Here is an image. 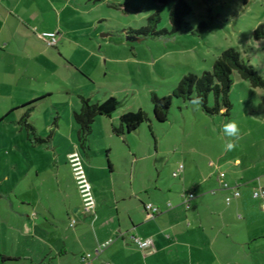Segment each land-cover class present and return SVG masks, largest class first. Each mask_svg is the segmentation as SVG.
Wrapping results in <instances>:
<instances>
[{
	"label": "rangeland",
	"instance_id": "1",
	"mask_svg": "<svg viewBox=\"0 0 264 264\" xmlns=\"http://www.w3.org/2000/svg\"><path fill=\"white\" fill-rule=\"evenodd\" d=\"M58 1L66 3L62 13L65 25L61 28L64 40L60 41V52L56 48L51 50L58 52L60 62L64 63L49 67L56 72H50L53 76L48 80H34V97L41 98L33 120L40 133L46 136L58 115L66 131H70V121L76 123L74 111L82 106L80 96L91 98L95 103L116 96L123 104L113 114V120L99 119L97 123L103 128L105 139L96 143L102 148L106 144L114 148V159L120 168L116 181L126 184L135 175L136 186L151 191L161 176L162 184L172 187L174 193L184 199L193 190L182 178L173 176L181 164L188 170L217 159L227 151L251 152L249 134L259 131L256 120L260 117L255 112L264 116V89L253 87L237 71L232 75L234 108L230 116H210L197 101L174 96L169 119L162 122L156 118L152 98L154 93L160 97L173 96L186 75L212 71L218 58L230 48L239 50L264 77V40L254 37V31L264 24V0H187L193 12L178 32L171 31V3L155 0ZM45 5L43 0L42 6ZM57 12V8L50 11L53 26L57 24ZM156 13L162 18L158 24L160 35L145 37L133 33L147 26L149 17ZM42 30L43 26H36L35 31L42 33ZM41 45L45 43L41 41ZM21 95L0 100V118L9 111L14 100H21ZM214 103V94H211L210 105ZM139 109H144L150 120L124 138L116 136L112 124L120 126L122 115ZM18 117L19 111L13 112L0 126L3 128L0 130L2 161H10L11 150L18 149L22 153L34 150L27 132L14 129ZM233 120L240 128L238 137H229L223 130V126ZM126 138L141 157L135 168L124 160L122 149L127 144ZM235 142V147L228 150V143ZM9 171L8 168L7 173ZM4 175L2 190L13 195L17 207H24L16 195L24 194L25 189L18 188L17 181H6ZM167 194L162 197L172 198ZM144 198L151 201L147 193ZM23 226L13 212L10 199L0 198V264H46L44 247L37 242L32 245L33 238L26 237ZM5 256L30 258L16 260L5 259Z\"/></svg>",
	"mask_w": 264,
	"mask_h": 264
},
{
	"label": "crops",
	"instance_id": "2",
	"mask_svg": "<svg viewBox=\"0 0 264 264\" xmlns=\"http://www.w3.org/2000/svg\"><path fill=\"white\" fill-rule=\"evenodd\" d=\"M42 1H0V100L22 94L18 97L21 100H14L9 111L0 118V126L13 112L19 111L14 128L18 132H27L19 120L28 104L41 98L34 97V80H48L53 76L51 73L56 72L49 67L64 63L60 62V54L51 49L60 52L58 48L64 36L61 28L65 25L62 13L66 3L45 0L44 7ZM56 8L58 20L53 26L50 11ZM37 25L43 26V32H58V44L51 47L41 39V32L35 31ZM38 102L34 104L31 122L40 136L50 138L46 143L34 144L27 132L34 150L30 153L11 150L9 162L0 160V198L10 199L13 212L22 220L24 234L33 238L31 244L37 242L44 247L46 264H243L242 260L248 264H264L263 200L254 197V190L264 187V116L258 111L255 113L260 117L256 120L259 131L249 134L250 153L227 151L196 168L187 170L185 166L178 178L190 185L196 194L195 199L186 203L187 197L184 199L175 194L172 187L164 186L161 176L151 191L136 186L135 175L126 184L116 181L120 168L114 159V148L96 144L105 139L98 121L108 116L97 117L90 149L85 152L80 146L77 122L70 121L71 130L66 131L58 115L46 136L40 133L33 120ZM108 118L113 120L114 116ZM114 126L115 123L112 124L113 132ZM126 141L122 149L124 160L133 168L141 157L127 138ZM77 149L84 154L94 187L97 218L84 214L69 165L68 154ZM220 171H225L226 179L232 185H240L242 191V196L230 205L226 198L231 191L222 189ZM1 172L6 181H17L18 188L25 189L24 194L16 195L24 207H17L13 195L2 190ZM146 193L149 202L144 198ZM167 193L172 198L162 197ZM150 203L160 208V212L151 217L146 209ZM73 218L78 220L75 226L71 225ZM133 235L152 237L153 248L142 250L133 243ZM109 239L114 242L106 250L83 261L85 254L96 253L99 244ZM4 258L27 260L30 257Z\"/></svg>",
	"mask_w": 264,
	"mask_h": 264
},
{
	"label": "trees",
	"instance_id": "3",
	"mask_svg": "<svg viewBox=\"0 0 264 264\" xmlns=\"http://www.w3.org/2000/svg\"><path fill=\"white\" fill-rule=\"evenodd\" d=\"M164 4L171 3L170 12L171 31L178 32L186 23V18L193 12L192 6L187 0H155ZM160 13L149 17V24L141 30L133 33L141 36H155L162 33L158 30L161 21ZM257 40H264V24L254 31ZM237 71L242 79L249 80L253 87L264 89V77L261 76L250 61H246L242 53L230 48L225 50L214 64L212 71H206L202 75L190 73L186 75L173 96L160 97L153 94L155 105V115L159 121H167L170 109L173 104V97H179L185 101H199L203 110L210 116L224 115L230 116L234 108L231 99L233 87V73ZM214 94L215 103L210 105V96ZM82 106L79 111H75L74 117L79 124V142L81 148L87 152L90 149V138L94 131V124L99 116L111 117L122 106L116 96H112L104 102H93L91 98L80 96ZM35 100L29 103V107L21 116L20 125L31 135L34 144H43L50 138H43L39 135L37 127L31 122V113L35 109ZM149 114L144 109L130 111L121 117V125L114 126V132L120 136L136 131L144 122L149 121Z\"/></svg>",
	"mask_w": 264,
	"mask_h": 264
},
{
	"label": "built area",
	"instance_id": "4",
	"mask_svg": "<svg viewBox=\"0 0 264 264\" xmlns=\"http://www.w3.org/2000/svg\"><path fill=\"white\" fill-rule=\"evenodd\" d=\"M2 1V0H0ZM39 37L43 39L49 46H56L59 42L58 32L56 31H44L39 34ZM68 161L71 167L74 179L76 181L81 199L83 212L86 215H91L94 218H97V199L94 192L93 184L90 180L86 161L83 152L80 149L74 150L68 154ZM185 170V165L181 164L176 172H174L175 177H180ZM219 178L221 180L222 189L230 190L231 194L226 198L227 204H232L234 199H238L242 196V191L240 185H232L226 179V172L220 171ZM254 197L257 199L263 200V209H264V187L260 186L254 190ZM196 198V194L191 192L186 199V203ZM171 205V204H170ZM146 209L151 216H154L158 212H160V208L150 203L146 205ZM78 223L76 218L72 219V226H75ZM132 241L135 245H137L142 250H150L153 248L154 240L152 237L142 238L137 235L132 236ZM114 239H109L103 243H101L97 250L96 254L102 253L106 250L112 243ZM93 257L92 253H87L83 256V261H88Z\"/></svg>",
	"mask_w": 264,
	"mask_h": 264
},
{
	"label": "clouds",
	"instance_id": "5",
	"mask_svg": "<svg viewBox=\"0 0 264 264\" xmlns=\"http://www.w3.org/2000/svg\"><path fill=\"white\" fill-rule=\"evenodd\" d=\"M199 102V101H198ZM225 134L229 137H238L240 135V128L236 121H229L223 126ZM235 147L233 143H228L227 149L232 150Z\"/></svg>",
	"mask_w": 264,
	"mask_h": 264
}]
</instances>
